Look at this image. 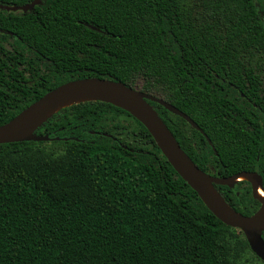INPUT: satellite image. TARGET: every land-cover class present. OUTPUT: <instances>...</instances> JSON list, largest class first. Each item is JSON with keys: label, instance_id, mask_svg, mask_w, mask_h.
I'll return each instance as SVG.
<instances>
[{"label": "trees", "instance_id": "16d2710c", "mask_svg": "<svg viewBox=\"0 0 264 264\" xmlns=\"http://www.w3.org/2000/svg\"><path fill=\"white\" fill-rule=\"evenodd\" d=\"M41 1L0 8V125L70 80L139 84L210 139L149 101L199 169L256 171L264 190V127L244 123L260 115L264 0ZM35 132L53 139L0 144V264H264L127 111L81 102ZM214 186L243 215L260 206L245 180Z\"/></svg>", "mask_w": 264, "mask_h": 264}, {"label": "water", "instance_id": "95a60500", "mask_svg": "<svg viewBox=\"0 0 264 264\" xmlns=\"http://www.w3.org/2000/svg\"><path fill=\"white\" fill-rule=\"evenodd\" d=\"M41 2V0H33L23 5H0V8L7 11L27 12ZM0 32L3 31L0 30ZM86 101L112 104L127 111L142 123L173 169L197 193L204 205L221 222L241 231L251 251L264 261L262 176L256 171H240L228 177H217L199 169L181 149L172 132L149 101L156 102L169 112L185 119L193 128L199 130L211 145L210 139L188 115L163 98L109 78L86 77L70 80L48 91L9 122L0 125V144L49 141L53 138L47 134H37L36 129L59 110ZM240 177L250 184L253 199L260 203L258 209L249 216L232 208L214 186L226 185L232 188L237 182L243 181L239 180Z\"/></svg>", "mask_w": 264, "mask_h": 264}, {"label": "flooded vegetation", "instance_id": "af4514ba", "mask_svg": "<svg viewBox=\"0 0 264 264\" xmlns=\"http://www.w3.org/2000/svg\"><path fill=\"white\" fill-rule=\"evenodd\" d=\"M254 75L260 74L262 75V73L260 72H254ZM259 86L255 88V93L252 94V98L253 101H251V99H248L254 106H256L259 109L260 115L256 114L255 118H251V119H247L244 121V123H246V128L248 129V131H253L252 128L257 125V126H262L264 127V118H261V113L264 114V80L260 79L258 82ZM259 95L257 94V92H259ZM206 139V138H205ZM208 142V141H207Z\"/></svg>", "mask_w": 264, "mask_h": 264}, {"label": "rangeland", "instance_id": "374dc122", "mask_svg": "<svg viewBox=\"0 0 264 264\" xmlns=\"http://www.w3.org/2000/svg\"><path fill=\"white\" fill-rule=\"evenodd\" d=\"M137 88H139V84L137 85ZM241 259L244 264L257 263V260L249 252H246L243 256H241Z\"/></svg>", "mask_w": 264, "mask_h": 264}, {"label": "bare ground", "instance_id": "6f19581e", "mask_svg": "<svg viewBox=\"0 0 264 264\" xmlns=\"http://www.w3.org/2000/svg\"><path fill=\"white\" fill-rule=\"evenodd\" d=\"M239 180H243V177H240Z\"/></svg>", "mask_w": 264, "mask_h": 264}]
</instances>
